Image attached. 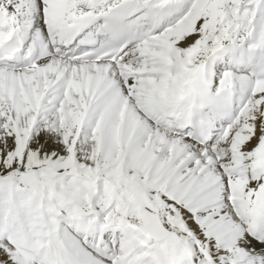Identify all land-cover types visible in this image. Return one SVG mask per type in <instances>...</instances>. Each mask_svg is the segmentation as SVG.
Masks as SVG:
<instances>
[{"label":"snow or ice","instance_id":"snow-or-ice-1","mask_svg":"<svg viewBox=\"0 0 264 264\" xmlns=\"http://www.w3.org/2000/svg\"><path fill=\"white\" fill-rule=\"evenodd\" d=\"M0 264H264V0H0Z\"/></svg>","mask_w":264,"mask_h":264}]
</instances>
